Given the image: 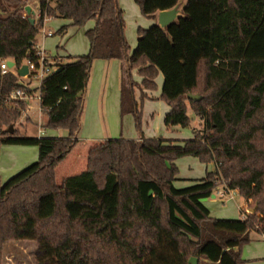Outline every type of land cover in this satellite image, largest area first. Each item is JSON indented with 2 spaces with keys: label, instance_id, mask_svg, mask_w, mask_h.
I'll return each mask as SVG.
<instances>
[{
  "label": "trees",
  "instance_id": "1",
  "mask_svg": "<svg viewBox=\"0 0 264 264\" xmlns=\"http://www.w3.org/2000/svg\"><path fill=\"white\" fill-rule=\"evenodd\" d=\"M179 1L134 0L150 19ZM26 4L0 0V60L12 59L16 67L36 58L45 17L94 25L85 31L88 52L68 56L41 88L43 127L65 129L66 136L17 131L13 125L25 102L7 98L23 85L0 70V139L38 148L35 163L0 185V264L5 246L15 240L34 241V264H191L192 257L196 264H243L249 233L264 235V0H184L181 14L166 27H138L132 51L118 0H38L34 23ZM95 59L120 61V113L133 116L139 138L94 143L85 169L57 183L56 166L78 143ZM159 73L160 98L169 106L164 125L188 126V109L202 122L182 142L145 138L141 131L135 90L142 101ZM184 156L214 168L178 188L175 160ZM220 176L253 200L254 213L210 216L202 199L211 196Z\"/></svg>",
  "mask_w": 264,
  "mask_h": 264
},
{
  "label": "rangeland",
  "instance_id": "2",
  "mask_svg": "<svg viewBox=\"0 0 264 264\" xmlns=\"http://www.w3.org/2000/svg\"><path fill=\"white\" fill-rule=\"evenodd\" d=\"M35 1V0H34ZM30 2V7L33 11L36 10L38 6V0ZM184 0L179 1V7H182ZM121 8L123 10V17L125 21L124 35L130 46V51L136 45L137 41V28H148L150 25L154 24L156 21L139 14L138 10L135 12L132 10V5H136L134 0H124L121 1ZM94 25V20H88L82 27H77L71 25V21L65 18L52 17L44 21L43 29L51 30L54 32L51 36H44L42 34V29L38 31L36 35V45L43 48L46 53L51 58H57L59 55L65 56L63 60H67L68 56H79L84 55L88 52L89 43L87 37L85 36V31L92 28ZM62 26H67L65 33H59L58 30ZM58 46V47H57ZM113 61H107L104 59H95L91 66L90 77L88 80L87 88L84 94L85 106L81 115V127L78 133V137L86 139L87 136H98V131H102L103 134H107V138L115 136V138H126L128 134L139 137V133L135 127L134 118L131 114L126 116H121L119 110V73L121 69V64L118 59H109ZM116 60V61H115ZM118 63V67H114L115 62ZM108 65V68H107ZM15 67V65L13 66ZM12 70H14L11 67ZM135 70L132 71L133 78L135 77ZM13 73V72H11ZM108 73V76H107ZM14 74V73H13ZM103 82L106 83L107 90V105H103V100L98 95L103 92ZM112 88L115 92L114 103L111 100ZM135 91V97H137ZM154 98L151 100H145V98L140 101L141 108V131L145 138L152 137H167L175 138L174 140L189 139L193 136V130L202 129V122L196 117L193 112L188 109L187 113L190 117V123L186 127H181L179 125H174V127H165L163 123V115L167 104L160 98L161 85L152 90ZM102 103V105H101ZM11 104L7 102V105ZM31 105H35L34 102H30ZM36 113H31L32 121L31 123L25 122V124L20 122V118L15 121L14 128L20 133H24L26 130L27 136H31L36 132L37 127V117L38 110ZM45 116L46 114L43 113ZM125 115V114H124ZM23 119V113L21 116ZM45 119V118H44ZM47 120V116H46ZM45 124V123H44ZM23 128V129H22ZM47 131H52L56 129L47 128ZM59 133H66L64 129H57ZM120 134V136H119ZM125 135V136H124ZM61 137V136H60ZM92 141V140H90ZM96 141V140H95ZM89 142L86 140L83 142L86 144ZM97 143V142H94ZM94 143L90 144L93 145ZM84 150L81 151L80 146L73 148L69 160H75L78 156V163L68 172L79 173L86 167V152L85 147L82 146ZM89 148V147H88ZM78 154V156H76ZM175 164L178 169L177 179L174 181L175 187L181 188L191 185L192 180L200 179L205 176L206 171H212V164H207V167L198 158L194 156H184L175 160ZM64 167L58 170L57 173V183L61 182V176L64 174ZM226 181V180H225ZM234 195V199H224L220 200L211 196L202 199L203 204L208 208L210 216L213 218L222 219H238L242 217L240 212L241 209H248L249 213H254L256 211V204L253 200L245 199L241 197L238 193ZM213 194V193H212ZM246 213V212H245ZM246 213V215H248ZM259 215V214H258ZM35 247L34 241H10L4 248L3 251V261L2 264H34V253L33 249ZM241 258L243 259V264H264V235L259 234L256 231H251L249 233V241L245 243L241 248Z\"/></svg>",
  "mask_w": 264,
  "mask_h": 264
},
{
  "label": "crops",
  "instance_id": "3",
  "mask_svg": "<svg viewBox=\"0 0 264 264\" xmlns=\"http://www.w3.org/2000/svg\"><path fill=\"white\" fill-rule=\"evenodd\" d=\"M31 1L32 0H26V3H27L26 6L30 7V2ZM121 1H124V0H118L120 6L122 5ZM34 2H36V0ZM132 10H134L135 12H137L136 10H138L139 14H141L137 5H132ZM33 12H34V14H33L34 19H37L38 16H39L38 6L36 7V10L33 11ZM151 20L152 21L155 20L157 22V18L156 19H151ZM62 33H65V31L62 32ZM37 47L41 48L39 46H37ZM56 55L58 57H61V58L65 57V56L59 55V54H56ZM107 61H113V60L107 59ZM118 62H119V60H118ZM113 65H114V67L115 66L118 67V63H116V62ZM107 68H108V65H107ZM108 70H109V68H108ZM134 72H135V77L137 78V80H140V77L136 75V71H134ZM119 75L120 76H119L118 90H119V102H120L121 69H120ZM107 76H108V73H107ZM155 82L157 84V87L161 85V88H162L163 77H162L161 73H159L157 75V77L155 79ZM135 91H137L136 95H137V97H139L140 96L139 91L138 90H135ZM111 93H112L111 100L114 103V101H115L114 88H112V92ZM144 93L147 95L145 100H151L152 98H154L152 90H145ZM98 97H101V99L103 100V105L106 107V105H107L106 104L107 103V90H106V83L104 84V82H103V92H102L101 95H98ZM136 99H139V98H136ZM30 102H34L35 105H31ZM101 105H102V103H101ZM84 106H85V103H84ZM37 110H38V117H37V121L38 122L36 124L37 130H36V132H34V134H31V136L60 137V136H66L67 135V131L65 129L64 130H65L66 133L62 132V133H59V134H58L57 130L56 131L55 130L47 131V129H44L43 125L46 122V116L41 111H39V109L37 107V102L35 100L27 101V107H26V109L24 111L23 119H21L22 115L20 116V122L22 124L23 123L25 124V122L31 123L32 118H31V115H29V114H31V113L35 114L36 113L35 111H37ZM83 110H84V108H83ZM119 110H120V108H119ZM168 110H169V106L167 105V107L165 108V111H164V115H165V113ZM126 115H128V114H125L123 116H126ZM164 115H163V117H164ZM164 126L167 127V128L168 127H174V126H166V125H164ZM25 131L26 130L24 129V133H22V134L27 136ZM100 133H102V135L98 136V138H96L95 136H92V135L91 136H87L86 139H83V138L77 136L78 143L76 144V146H80L81 151L84 150L83 147H82V146H84L85 147V152L87 154V150H88V147L90 146V144H92L94 142H99V141H103L105 139H108L107 138L108 137L107 134H103V132L99 130L98 134H100ZM119 136H120V134H119ZM125 137H126V139H138L139 138V137L138 138L137 137L134 138L135 136H133L132 134H128ZM110 138H115V136L110 137ZM152 138H156V137H152ZM157 138H159V137H157ZM161 138L170 139V140H174L175 139V138H167V137H161ZM86 140H88L89 142L84 144L83 142H85ZM90 140H92V141H90ZM177 141H179V140H177ZM72 150L56 166V169H55L56 179H57L58 170L61 169V167H64L63 170L65 172L64 174H62L61 180L63 178H65L66 176L75 174V173H71V172H68V173L66 172L69 169H71V171H72V168L75 165H77V163H78V159H79L78 154L76 155L78 157L75 160H69V157L71 155ZM37 158H38V148H37L36 145H34V144H10V143H5V142L2 141V139H0V185H3L9 178H11L12 176L16 175L20 171L24 170L26 167L30 166L31 164L35 163L37 161ZM210 164H212V166L214 168V164L213 163H210ZM206 167H207V165H206ZM192 183H193V180H192L191 184ZM212 198H215V197H212Z\"/></svg>",
  "mask_w": 264,
  "mask_h": 264
},
{
  "label": "built area",
  "instance_id": "4",
  "mask_svg": "<svg viewBox=\"0 0 264 264\" xmlns=\"http://www.w3.org/2000/svg\"><path fill=\"white\" fill-rule=\"evenodd\" d=\"M39 17V16H38ZM50 17H45L42 25L39 27L38 31L42 29V34L44 36H51L54 34L51 30L43 29L44 21ZM35 59L25 58L21 65H27V73L24 76H19L17 70L21 67H8L7 61L12 59H2L0 60V70L1 73L13 72L14 75L18 77V81L23 85L21 88H16L10 92L8 95V100L10 101H23L25 102V109L27 107V101L35 100L37 102V107L40 110V101H41V88L44 82V79L49 75L53 74L57 69L59 63L64 62L63 58H51L44 49L38 48L35 46ZM24 109V111H25ZM24 111L22 112L24 115ZM22 115V114H21ZM215 189L213 191L214 197L219 198L220 200L224 199H234V195L237 194V189L230 188L227 184V181L223 177H218L215 181ZM242 218H245L249 213L248 209H245L244 212L241 209ZM246 212V213H245Z\"/></svg>",
  "mask_w": 264,
  "mask_h": 264
},
{
  "label": "water",
  "instance_id": "5",
  "mask_svg": "<svg viewBox=\"0 0 264 264\" xmlns=\"http://www.w3.org/2000/svg\"><path fill=\"white\" fill-rule=\"evenodd\" d=\"M180 10H181V8L179 7V4H176L171 9L159 11L158 14H157V23H158V25H160L161 27H166L169 23L174 21L178 15L181 14ZM25 12L27 14H29V13H31L32 15L34 14V12L32 11V9L29 6L25 7ZM29 21L31 23H34V18H30ZM7 65H8V67H13L15 65V63H14L13 60H8L7 61ZM26 73H27V65L23 64L17 70V74L19 76H24ZM187 96L190 99H193V100L200 99V96L193 95V94H188ZM9 131L12 132V127L9 129ZM211 197H214V195L211 194ZM189 261H190L191 264H196L197 263V258L192 257V258H190Z\"/></svg>",
  "mask_w": 264,
  "mask_h": 264
}]
</instances>
